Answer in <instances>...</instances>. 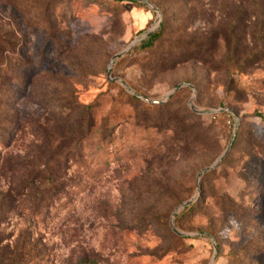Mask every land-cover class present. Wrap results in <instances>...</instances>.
<instances>
[{
  "label": "rangeland",
  "instance_id": "374dc122",
  "mask_svg": "<svg viewBox=\"0 0 264 264\" xmlns=\"http://www.w3.org/2000/svg\"><path fill=\"white\" fill-rule=\"evenodd\" d=\"M0 264H264V0H0Z\"/></svg>",
  "mask_w": 264,
  "mask_h": 264
},
{
  "label": "water",
  "instance_id": "95a60500",
  "mask_svg": "<svg viewBox=\"0 0 264 264\" xmlns=\"http://www.w3.org/2000/svg\"><path fill=\"white\" fill-rule=\"evenodd\" d=\"M152 7H154V8H156V6H154V5H152ZM139 40H141V39H136L135 41H133L127 48H125L124 50H122L120 53H117V54H115L114 56H113V58H112V60H111V63H110V66H109V75L111 74V72H112V65H113V63H114V59L117 57V56H119L121 53H124L126 50H128L132 45H134L136 42H138ZM182 85H184V83H180L177 87H175L173 90H172V92L173 91H176L177 89H179ZM190 85H192V84H190ZM193 86V85H192ZM194 87V86H193ZM194 89H195V87H194ZM219 110H221V111H225V110H228V111H232L233 113H236L235 112V110L234 109H231V108H229V107H223V108H220ZM237 127H238V125L236 124V129H235V131H234V135H233V138H232V140H231V142H230V144H229V147L231 146V144H232V142H233V140H234V138H235V135H236V132H237ZM228 152V149L226 150V152H225V154ZM219 160L220 159H218L217 161H215L213 164H211V165H209V166H207V167H205L204 168V171H206V170H210V169H212L218 162H219ZM199 179H200V177H199ZM195 199H190L188 202H186V203H191L192 201H194ZM172 224L174 225V219H173V222H172ZM217 248H218V246L216 245V250H217Z\"/></svg>",
  "mask_w": 264,
  "mask_h": 264
},
{
  "label": "trees",
  "instance_id": "16d2710c",
  "mask_svg": "<svg viewBox=\"0 0 264 264\" xmlns=\"http://www.w3.org/2000/svg\"><path fill=\"white\" fill-rule=\"evenodd\" d=\"M161 27H163V24H161ZM160 32L161 31H157V30H155L154 32H151L150 34H149V36H148V38L147 39H145L144 41H143V45L144 46H151L152 44H153V42H154V40L160 35ZM88 108H90V105L88 106ZM90 118H92L91 116H89V119ZM51 136H52V134H50ZM49 135V136H50ZM53 169L52 170H50V173H49V175H43V177L45 176V177H54L55 178V173L53 174Z\"/></svg>",
  "mask_w": 264,
  "mask_h": 264
}]
</instances>
